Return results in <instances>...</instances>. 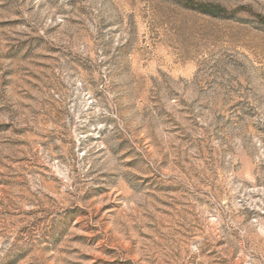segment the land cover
I'll use <instances>...</instances> for the list:
<instances>
[{"label": "rangeland", "instance_id": "1", "mask_svg": "<svg viewBox=\"0 0 264 264\" xmlns=\"http://www.w3.org/2000/svg\"><path fill=\"white\" fill-rule=\"evenodd\" d=\"M0 264H264V0H0Z\"/></svg>", "mask_w": 264, "mask_h": 264}, {"label": "trees", "instance_id": "2", "mask_svg": "<svg viewBox=\"0 0 264 264\" xmlns=\"http://www.w3.org/2000/svg\"><path fill=\"white\" fill-rule=\"evenodd\" d=\"M198 9L210 15H219L223 11L221 8H218L216 6H204V5L198 6Z\"/></svg>", "mask_w": 264, "mask_h": 264}]
</instances>
